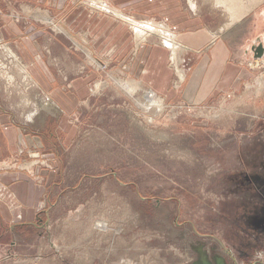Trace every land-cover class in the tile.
I'll use <instances>...</instances> for the list:
<instances>
[{
	"label": "rangeland",
	"instance_id": "1",
	"mask_svg": "<svg viewBox=\"0 0 264 264\" xmlns=\"http://www.w3.org/2000/svg\"><path fill=\"white\" fill-rule=\"evenodd\" d=\"M175 1L181 26L225 42V54L184 51L177 66L160 28L137 44L128 20L182 33L160 16L161 6L144 15L126 2L120 10L109 4L107 13L95 0H69L65 19L48 22L47 6L35 18L27 0L16 10L2 3L0 136L8 144L2 117L16 136L12 151L0 145V177L30 180L31 204L17 206L11 180L0 188V264H264V56L256 52L264 47V0ZM78 8L117 21L138 52L121 61L94 54L80 37L87 31L75 35L66 25ZM4 17L36 27L57 85L22 57L19 46L28 51L23 40L34 34L13 40ZM155 45L167 53L151 54ZM68 50L74 69L61 56ZM204 55L222 69L195 81ZM158 62L166 66L163 86L143 75ZM120 80L137 84L133 96ZM149 91L164 101L157 115L146 107Z\"/></svg>",
	"mask_w": 264,
	"mask_h": 264
},
{
	"label": "crops",
	"instance_id": "2",
	"mask_svg": "<svg viewBox=\"0 0 264 264\" xmlns=\"http://www.w3.org/2000/svg\"><path fill=\"white\" fill-rule=\"evenodd\" d=\"M27 1L30 4L29 6H26V11L29 13L31 12V16H35V18H39V13H40L39 7L41 5V6H45V8L46 6L47 8H49L46 16L48 17L50 16V19L52 16H55V15L56 17H61L63 19L64 18L63 16L66 13L68 9V4H69V0H27ZM107 1H109V3L107 2L108 5L110 4L114 6V8H117L118 10H120V6L122 7L121 4H124L125 2L127 3L126 9L128 11L138 10L142 8L143 10H141L140 13H143L144 15L146 13H149L151 15L150 11L153 6H158V7L161 6L160 8L162 9L160 12L161 14L160 16L165 19L166 23L169 24L170 26L176 27L177 29L181 28L183 30L182 33L181 34L179 33V36H177V41L179 39L178 43L182 45L183 52L187 51L189 52L190 56H193V57H196V55H199V58H200L202 57L201 55L202 50L205 51L211 48L212 50L210 52L211 56L215 54V57H220L221 54L222 55L223 53L225 54V50L227 49L226 48L227 45L225 44V42L220 41L218 43L217 37H214L213 35L211 36L210 34L206 32L200 33V31L195 32V31L187 30L186 29L187 24H183V26H181V22L183 21L182 13H181L182 10L180 6L175 3L176 2L175 0H171L168 6H163L167 4L159 5V2H158L159 0H107ZM8 2H12L10 4L14 8V10H16V6L19 3L18 0H0V13L1 14L3 13L2 3L6 4ZM141 17H144V16H141ZM4 18L6 22V27H5L6 32L5 33H7L8 35L10 34V36H12L11 38L14 37L13 40L18 41L19 38H24L25 33L28 35H31L30 33L34 34L33 37H28L23 40L25 41L24 44L30 47L28 51L25 50L22 47V45L19 46V43L16 42L22 51V57L25 56L24 59L30 62L31 65L33 63L37 64V66L33 67V71L36 75H38L39 72H42L44 75L48 76L49 82L53 83L51 85H54V84L57 85L55 76L52 75L55 62L52 64L51 63L49 64L47 63V61H45L46 57L48 56L45 54L43 50V46H41V44L43 43L41 42L42 40H40L41 36H40L39 31L37 32L36 27L31 24H24V27H23L22 24H19V22L11 20L10 18H6V17ZM70 22H71V25L70 27H68V29L72 31L73 34L76 35L78 32H82V30L87 31L86 34H82L80 35V37L84 38V40L93 42V45L90 46V49L92 50L94 54H98V52H101V53L104 52L103 54L106 55V58H109L112 60L119 59V61H121L122 57L128 54H132V53L136 54L138 52V47L137 46L135 47V45L131 42V37H129V34L126 31V29H123L122 26H120V24L117 21H114L113 19H108V18L105 19V17L101 19L100 17H97V16L90 17V15L85 9L78 8V9H74L73 17H70L69 20H67L66 25L69 26ZM50 24L54 25L53 22ZM92 25L94 26L97 25V26L93 28ZM24 30H26L25 33L23 32ZM105 36L106 38H104ZM104 39H107V40L103 42ZM149 48H150L149 49L150 53L151 54L155 53V55L157 53L165 54L166 52L162 48H159L156 45L153 47H149ZM89 52L90 51H87V53ZM71 53L72 52L69 50L62 51L61 56H63L66 60L71 59L72 61H71L70 69L71 68L74 69V67L76 66V61L73 59V56ZM49 56H50L48 58L49 61H52L53 58H58V56H55L54 52L53 53L51 52ZM154 57L156 56L152 57L153 62L155 60ZM169 57H171V54ZM211 61L212 59H210L209 56L208 57L207 55L203 56V59L201 60L197 68L194 70L195 74L193 76L194 78L193 80L195 81H199L201 79L204 80L206 77H209V76L211 78V72L213 71V69H215V73H216L215 75L219 74L217 73L218 71L217 69L219 68L222 69V66H220L221 61L218 62L217 60L215 65H214V62L212 63L214 67L213 66L208 67L212 65ZM58 62L59 61H57V64H56L57 66H58ZM162 63L163 62H158V65H156L155 69H153V67L151 66L150 68H147V71H144L145 73L143 75L147 74V76L150 78L148 81L151 82L152 85H156V83L159 82V85L163 86L166 82V79H167V72L165 71L166 66ZM49 67L52 68V72ZM229 67L230 65L227 66V68ZM72 96L73 95H71L70 97L72 98ZM53 97L54 99L57 100V102L60 103L58 94L57 95L53 94ZM74 98H75V95H74ZM57 102L56 104H58ZM69 102H71V100H69ZM60 104H58V107H61ZM1 120L3 122V125H5L4 128L8 130L12 134V136H11V141H10L9 134H7L6 130L4 129L5 133L4 132L3 133L5 134V139H6V142L9 144V146L8 144L5 143V140H1V136H0V145L6 144L9 151H12V149L10 150L9 147H10V142L12 144L15 141V140L12 141L13 135L16 136L15 132H12V131H15V129L14 128L10 129L6 127V125L8 124V121L6 120V118L2 117ZM8 181L11 182L9 183L10 191L14 193L16 200L19 201L18 204L16 203L17 206L19 204H22L23 206L25 205L28 206L29 204H31L30 201L25 202L26 200L25 190L28 189V187H30L29 185L30 180L22 181L21 177L18 174H13V175L4 174L0 177V188L6 187Z\"/></svg>",
	"mask_w": 264,
	"mask_h": 264
},
{
	"label": "bare ground",
	"instance_id": "3",
	"mask_svg": "<svg viewBox=\"0 0 264 264\" xmlns=\"http://www.w3.org/2000/svg\"><path fill=\"white\" fill-rule=\"evenodd\" d=\"M106 2V1H105ZM92 3V2H91ZM97 7L100 6L101 7V10L102 11H106L107 13H110L113 9H111V7H109L108 3L107 5H105V3H101V1L99 0H95V2ZM101 3V4H100ZM92 6V4H91ZM95 6V5H94ZM96 7V6H95ZM191 7L192 9L194 10L195 9V6L193 5V3L191 4ZM99 9V8H98ZM104 9V10H103ZM104 11V12H105ZM114 11V10H113ZM229 11V10H228ZM118 12V11H117ZM116 12L115 15H120ZM114 13V12H113ZM234 14V12H233ZM128 17V16H127ZM129 19V18H128ZM45 21H51L50 18H48L47 20ZM128 22L131 24V27L133 29H135V34H136V38H137V44H144L143 42L147 41V38L148 37H151V35L154 34L155 30L156 31H159L158 28H160L161 30V33L164 34V36H166L165 38V42H164V47L170 51V54H171V57H172V61L174 62L175 65H179L180 63V57L179 55L182 53L183 54V47L181 44L178 43L177 41V37L172 35L171 33H167V30L165 28H162V27H158L157 24H152V23H136L135 20H131ZM236 21L235 19L233 18V22H231V25L234 24ZM57 27V26H56ZM57 29V28H56ZM55 29V31H56ZM58 31H60L61 33H63V29L61 31V29H59ZM59 32V33H60ZM68 32V31H67ZM64 34V33H63ZM67 35V33H66ZM157 35V34H155ZM159 35V34H158ZM70 37V36H69ZM161 37V36H160ZM162 38V37H161ZM164 41V39H163ZM72 45V44H71ZM68 47V46H67ZM87 57L90 59L89 61H91V63H94V64H98V62H96V59H93L92 58V54L89 52L87 53ZM14 56V55H13ZM181 56V55H180ZM14 59V58H13ZM88 62V61H87ZM18 64V63H17ZM252 67V66H251ZM255 67V66H254ZM180 71V70H179ZM181 72V71H180ZM179 72V73H180ZM181 74V73H180ZM27 76V75H25ZM182 78H184L182 75H181ZM29 78V77H28ZM80 79V78H79ZM136 85V86H135ZM133 84L131 81H127V83L123 80H120L119 81V87H121L126 93L129 91V93H132V96L133 94H135L136 90L138 89L137 87V84ZM12 86V85H11ZM122 91V90H121ZM123 91V92H124ZM133 98V97H132ZM146 98L147 100L149 101L150 105L146 106L148 108V111L149 112H152L153 114L155 113L156 115L158 113H161L163 111V109L165 108V104H164V101H162L158 96L157 94H155L153 91H149L148 93H146ZM147 101V102H148ZM138 102V101H137ZM148 104V103H147ZM145 105V104H144ZM144 107V106H143ZM51 112V111H50ZM73 133V132H72ZM104 226V225H103ZM103 226H99L100 228H102Z\"/></svg>",
	"mask_w": 264,
	"mask_h": 264
},
{
	"label": "water",
	"instance_id": "4",
	"mask_svg": "<svg viewBox=\"0 0 264 264\" xmlns=\"http://www.w3.org/2000/svg\"><path fill=\"white\" fill-rule=\"evenodd\" d=\"M257 52V57L261 58L264 56V47L263 46H259V48L256 50Z\"/></svg>",
	"mask_w": 264,
	"mask_h": 264
}]
</instances>
